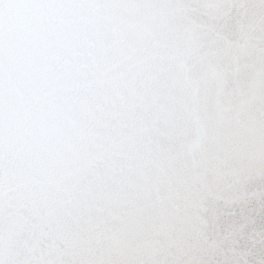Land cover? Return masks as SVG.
<instances>
[{
    "label": "snow or ice",
    "instance_id": "6c2138e0",
    "mask_svg": "<svg viewBox=\"0 0 264 264\" xmlns=\"http://www.w3.org/2000/svg\"><path fill=\"white\" fill-rule=\"evenodd\" d=\"M0 264H264V0H0Z\"/></svg>",
    "mask_w": 264,
    "mask_h": 264
}]
</instances>
